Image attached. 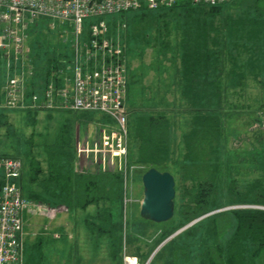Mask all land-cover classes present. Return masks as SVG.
Masks as SVG:
<instances>
[{
    "label": "trees",
    "instance_id": "1",
    "mask_svg": "<svg viewBox=\"0 0 264 264\" xmlns=\"http://www.w3.org/2000/svg\"><path fill=\"white\" fill-rule=\"evenodd\" d=\"M248 3L244 16L231 22L230 32L228 37H225V40H233V47L229 48L228 45L221 48L217 36L209 41L210 35L201 29L212 24V21L203 18V14L216 16L227 3L209 6L195 5L185 0L171 8L149 10L144 7L107 16L114 18L108 24L109 37L116 34L120 26L122 29L126 28V35L129 31L130 37H136L132 32L141 35L146 29L145 24L153 23L154 17L173 9H176V17L186 16L188 26L196 31L195 34L191 33L192 36H188L183 44L184 52L179 73L184 85V96L188 97L186 98L194 111L192 127L181 136L185 152L176 153V131H173V124L163 113L157 115L148 111L137 117L135 125L129 123L131 129L128 124L131 138L137 139L133 148L132 139L128 145L130 162L146 165L145 171L152 167L169 171L176 179L175 214L165 222L169 228L158 238V245L180 228L200 218L168 240L155 254L152 262L163 257L168 264H264V209L239 208L214 212L237 204L264 205V177L261 175L251 181L245 180V183L240 185L239 179L232 176L234 168L230 157L227 156V160L222 161L225 157L221 153L225 147L222 143L225 137L221 127L224 124L221 119V78L225 74V64L228 62L231 65L227 76L237 85H242L241 79L246 74L241 70L242 65L239 63L241 54H249L244 67L251 73L261 76L264 71V0H250ZM93 21L96 20H91ZM196 25L200 26V29L195 28ZM48 26L50 27V20L41 18L31 25L30 31L34 37V34L42 32V27ZM57 26L62 31V27ZM42 44L43 41L34 38L33 46L36 50L34 54H30L32 59H38L39 55H42L46 60L45 70L38 71L34 66L36 77L47 80L53 68L69 65L72 52L68 43L47 50ZM126 50L129 52L128 48ZM238 68L241 71L239 73ZM2 85L0 81V126L8 119V107L5 106V91ZM23 112L35 125L39 111L27 109ZM48 117L54 118L52 112ZM76 119L73 121L66 116L64 122L56 129L59 133L53 142L48 139L39 142L35 140V136L30 137L26 142L27 149H23L20 142L18 153H2L0 159L5 156L22 159L23 171L19 184L26 197L54 207L65 206L72 215L79 209L87 210L88 207L94 206L95 213L86 215L85 226L95 230L101 237L109 235L112 238V246L118 247L113 251V256L116 257L123 249L125 202L130 191L120 171L110 169L92 172L86 168H76L75 145L69 123H74ZM13 131L11 126L9 134L16 140L24 137ZM35 134L39 136L41 133ZM38 145L44 147L42 159L37 158L34 150ZM260 167L263 166L260 164ZM1 184L0 171V187ZM204 215L206 216L203 217ZM42 237H39L34 248L38 249L43 245ZM25 248L28 247L25 245ZM168 249L169 251H166ZM153 250L149 254L136 255L141 264Z\"/></svg>",
    "mask_w": 264,
    "mask_h": 264
},
{
    "label": "rangeland",
    "instance_id": "2",
    "mask_svg": "<svg viewBox=\"0 0 264 264\" xmlns=\"http://www.w3.org/2000/svg\"><path fill=\"white\" fill-rule=\"evenodd\" d=\"M249 1L250 0H232L223 5L219 14L216 16H210L204 13L203 18L212 21V24L207 25V28H204V26L201 28L204 29L203 32L206 30L210 35L209 41L217 36L221 48L222 46L225 48L226 45H228V48L233 47V40L231 38L225 40V37H228L231 22L244 16ZM241 2L244 3L242 4ZM174 11H176V9L168 10L165 13H160V15L159 13H155L159 16L154 17L153 23L150 22L144 25L146 29L142 31L141 35L132 32L136 37H130L129 31L126 35V28H123V30L122 26H120V29L116 30V34L111 36V38L116 45H120L121 47L125 46L123 48L129 49L127 55L130 67L129 92L126 102L128 124L131 123L135 125L137 117L144 115L145 112L148 113V111L157 115L162 113L165 114L173 124V131H176L174 139L177 145L175 149L176 153L180 154L181 152H185L181 136L192 127V113H194L192 107H190L191 103L189 104L188 97L184 96L182 90L184 89V85L179 77L181 71V56L184 52L183 44L186 43L185 41L188 36H192L191 33L195 34L196 31L194 32L192 28L188 26L186 16L181 15L176 17ZM252 15L253 13L251 12L250 16ZM112 19L114 18L106 17L104 20L109 24L112 22ZM195 28L200 29V26L197 27L196 25ZM41 30L42 32L34 34L33 37L30 28L26 29L28 39L24 48V53L30 55L31 59L32 56L30 53L34 54L36 50L35 46H33L34 38L43 41L42 46L45 50L65 44L64 39L67 37V34L63 36V30L61 31L58 29V26L55 27L51 25L50 27H42ZM145 34L147 35L145 36ZM221 48L219 52H221ZM39 49L40 48H38V50ZM70 50L72 52V49ZM0 53L2 56H0V81L3 85H6V80L10 78L16 70L18 71L17 68L21 66V61L19 62L9 58L10 56L8 57V54L5 52L0 51ZM248 57V53H243L238 58L239 63L242 65L241 70L246 72L244 78L241 79L242 85H237L227 76V72L231 68L228 62L225 64V74L221 78L223 84L221 119L222 123L224 121L221 127L225 137L222 142L225 147L223 152H221L222 156L225 158L223 157L224 159H222V161H226L227 156L230 157L231 165L234 168L232 176L239 179L238 183L240 185L245 183H240V179L251 181L255 178H260L261 175L264 177V71L261 76H257L244 67ZM32 61L33 64L35 63L34 65L38 68V71H41V69L45 70L46 60L42 55H39L38 59H32ZM157 68L159 72L163 71V82L160 81V75L154 78V73L157 71ZM174 68L176 77L174 76L172 78L173 74L170 76L169 73H171ZM237 72H241L240 68L237 69ZM38 78L40 81V77ZM6 110L8 112V119L3 126H0V154L18 153L20 148L18 149L17 147H20V142L23 149H27V140L30 139V137L34 138V136L35 140L39 142L40 140L42 142V140L44 141L46 139L53 142L57 137L56 135L59 133L56 129L64 122L66 116H69L73 121L77 118L74 123L69 122L75 145L76 168H86L92 172H102L104 170V167L98 166L102 158H94L93 154L88 156L86 153L80 152L77 142L83 137L84 140L79 143H83L82 145L92 144L94 142L93 140L96 138L97 129L103 124L109 128L110 132L116 129L118 124L115 119L112 120L108 115L99 112L78 111L75 113H63L60 111L53 112L43 110L39 112L37 122L34 125L33 121L28 119L23 111L9 108H6ZM51 112L54 115L53 119L48 117V114ZM84 118H88L87 121H82ZM11 126L14 133L24 136L18 139L19 142L16 138L10 136L9 131L11 130ZM129 129H131L130 124ZM35 133L41 134L36 136ZM86 137H88V140ZM131 139L130 132H128V145L129 143L131 144ZM135 142H137V139L133 138L132 148ZM43 148V146L38 145L34 149L39 159L44 157ZM134 158H136L135 149ZM130 163L128 153V168L127 178L125 176V184L130 192L125 202L124 244L120 254L116 255V257L113 256V251H116L115 249L118 247L117 245L112 246V238L109 235L101 237L95 230H90V233H88L84 217L87 213L94 214V207L88 208V211L79 209L72 215L65 206L58 205L54 207L43 203L41 206H37L33 209V215H25L24 241L25 245L28 247L26 248L25 264H129V262L131 264V260L128 259L129 257L135 258V264H141V261L138 260L136 256L137 254H149V252L155 248L153 250L154 252L157 247L161 245V243L159 245L157 243L159 240L158 238L169 227L165 222L157 223L146 220L141 216V204L144 199L142 176L146 172L145 169H147V167L146 165H140L138 163ZM260 164L263 166L262 168ZM25 166L28 167L27 165ZM26 167L25 169H28ZM108 167L110 168L109 165ZM109 168L107 170H110ZM1 170L2 168L0 166V171ZM143 171L145 172L143 173ZM227 182H229V179ZM247 205L257 204L230 205L214 212L250 208ZM205 216L206 215L203 217ZM199 219L184 226L185 228L182 227L183 230ZM176 232L170 236L174 237L178 234ZM58 236H60L59 240L56 239ZM116 236L118 237L119 234H116ZM39 237H42L44 243L41 247L36 249L34 245H36ZM166 242L163 245H165ZM166 251H169V249ZM108 254H111V257H109ZM122 255L123 258H121ZM148 259L143 264H146ZM127 260H129V262H127ZM152 260L148 264H168L167 260L163 257H160V259L157 258L153 262Z\"/></svg>",
    "mask_w": 264,
    "mask_h": 264
},
{
    "label": "built area",
    "instance_id": "3",
    "mask_svg": "<svg viewBox=\"0 0 264 264\" xmlns=\"http://www.w3.org/2000/svg\"><path fill=\"white\" fill-rule=\"evenodd\" d=\"M180 1L185 0H0V51L21 61L18 71L6 80L5 106L22 111L99 112L115 119L118 125L113 131L103 124L97 129L92 144L79 143L84 139H79L77 144L80 152L102 158L98 166L104 167L103 171L109 165V169L122 172L125 180L129 132L128 52L108 36L109 27L104 19L144 7L171 8ZM189 1L195 5L216 6L232 0ZM41 18L49 19L50 26L62 27L63 36L67 34L64 42L70 45L72 57L69 65L53 68L47 80L39 81L24 48L28 39L26 29ZM93 19L96 21L91 22ZM0 166V264H25V215H33V209L43 203L22 192L21 158L2 157ZM247 206L264 209V205Z\"/></svg>",
    "mask_w": 264,
    "mask_h": 264
},
{
    "label": "water",
    "instance_id": "4",
    "mask_svg": "<svg viewBox=\"0 0 264 264\" xmlns=\"http://www.w3.org/2000/svg\"><path fill=\"white\" fill-rule=\"evenodd\" d=\"M142 183L144 187V199L141 204V216L157 223L172 219L176 206V179L174 175L169 171H160L152 167L143 174ZM181 230L183 228L176 233H179ZM171 237L167 238L157 247L146 264L152 260L160 247Z\"/></svg>",
    "mask_w": 264,
    "mask_h": 264
},
{
    "label": "crops",
    "instance_id": "5",
    "mask_svg": "<svg viewBox=\"0 0 264 264\" xmlns=\"http://www.w3.org/2000/svg\"><path fill=\"white\" fill-rule=\"evenodd\" d=\"M128 62H129V60H128ZM129 69H130V68H129ZM156 70H157V71H155V73H154V78H155V76L158 77V76L160 75V81L163 82V81H164V77H163V73H162L163 71H162V72L160 71V72H161V73H160L158 68H157ZM161 70H162V69H161ZM174 70H175V68L173 69V71H171V73H169L170 76L173 74V75H172V78H173V77L175 76V74H176V72H175ZM139 72H141V71H139ZM139 72H138V73H139ZM168 72H169V71H168ZM177 73H178V72H177ZM134 75H135V73H134ZM139 75L143 78V76H142L140 73H139ZM175 77H176V76H175ZM156 79H157V78H156ZM156 79H155V81H156ZM161 82H160V83H161ZM164 83H165V82H164ZM169 84H170V83H169ZM4 86H5V85H2V89H3V90H4ZM128 91H129V88H128ZM127 95H128V93H127ZM3 101H4V97H3L2 102H3ZM19 111H21V110H19ZM42 111H43V110H42ZM39 112H41V111H39ZM56 112H59V111H56ZM60 112H63V111H60ZM69 112H70V111H69ZM63 113H64V112H63ZM62 117H63V115H62ZM82 139H84V138L82 137ZM248 181H249V180H248ZM239 182H240V183H241V182H245V180L240 179ZM90 207H94V206H90ZM90 207H88V208H90ZM94 208H95V207H94ZM95 210H96V209H95ZM83 211H86V210H83ZM87 211H88V209H87ZM89 214H93V213H87V215H89ZM85 217H86V216H85ZM85 217H84V219H85ZM90 230H91V229H87L88 233H90ZM56 239L59 240V239H60V236H58ZM107 247H109V246H107ZM108 255H109V257H111V254H108Z\"/></svg>",
    "mask_w": 264,
    "mask_h": 264
},
{
    "label": "bare ground",
    "instance_id": "6",
    "mask_svg": "<svg viewBox=\"0 0 264 264\" xmlns=\"http://www.w3.org/2000/svg\"><path fill=\"white\" fill-rule=\"evenodd\" d=\"M128 259H130L131 260V264H135L136 263V260H135V258H128ZM128 262H129V260H127ZM135 261V262H134Z\"/></svg>",
    "mask_w": 264,
    "mask_h": 264
}]
</instances>
